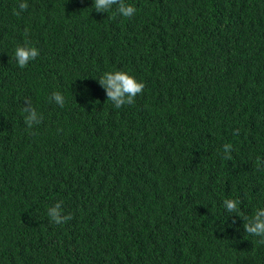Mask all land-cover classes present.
Masks as SVG:
<instances>
[{"label": "trees", "instance_id": "1", "mask_svg": "<svg viewBox=\"0 0 264 264\" xmlns=\"http://www.w3.org/2000/svg\"><path fill=\"white\" fill-rule=\"evenodd\" d=\"M20 2L0 0V264H264L244 229L264 209V0ZM18 46L39 55L20 68ZM116 71L145 85L120 108Z\"/></svg>", "mask_w": 264, "mask_h": 264}, {"label": "clouds", "instance_id": "2", "mask_svg": "<svg viewBox=\"0 0 264 264\" xmlns=\"http://www.w3.org/2000/svg\"><path fill=\"white\" fill-rule=\"evenodd\" d=\"M116 5V12L125 18H131L136 9L131 4H126L125 0H93V7L97 12L106 13L110 11ZM28 7L24 0L18 5L19 11L14 14L19 15L20 11L26 10ZM27 29L25 30V36H27ZM39 55L38 49L29 46H18L15 49L14 58L20 68L27 66L28 62L34 60ZM100 83L104 85L108 92V98L110 101H115V107L120 108L123 103V98L125 94L128 96L130 104L134 103L133 97H136L142 92L145 85L143 83H138L133 77L122 71L116 72H106L100 78ZM57 102L61 103V107L64 106V101H62L61 95L59 93H54ZM24 112H28V108H23ZM29 122L35 119V113L33 112L26 118ZM232 147L230 144L224 145V150L227 152L228 148ZM231 159V157H228ZM259 159V157H257ZM237 201L236 200H225L224 206L229 211H237ZM48 215L51 217L53 223L61 225L72 217L69 214L63 218L60 215V204L57 203L54 208L48 209ZM237 215H240L237 212ZM245 232L250 235L260 237V243L264 244V209L257 210L252 218V221L245 223Z\"/></svg>", "mask_w": 264, "mask_h": 264}]
</instances>
